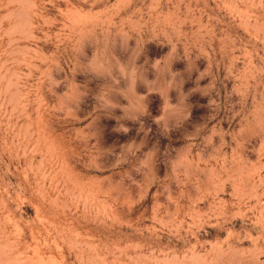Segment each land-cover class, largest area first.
I'll return each instance as SVG.
<instances>
[{"label":"rangeland","instance_id":"374dc122","mask_svg":"<svg viewBox=\"0 0 264 264\" xmlns=\"http://www.w3.org/2000/svg\"><path fill=\"white\" fill-rule=\"evenodd\" d=\"M0 264H264V0H0Z\"/></svg>","mask_w":264,"mask_h":264},{"label":"clouds","instance_id":"9594fccd","mask_svg":"<svg viewBox=\"0 0 264 264\" xmlns=\"http://www.w3.org/2000/svg\"><path fill=\"white\" fill-rule=\"evenodd\" d=\"M8 34L11 36H17L19 35L20 37H23L27 34L26 29L19 24L18 22H16L15 24H13V26L9 29Z\"/></svg>","mask_w":264,"mask_h":264},{"label":"bare ground","instance_id":"6f19581e","mask_svg":"<svg viewBox=\"0 0 264 264\" xmlns=\"http://www.w3.org/2000/svg\"><path fill=\"white\" fill-rule=\"evenodd\" d=\"M263 194V193H262ZM256 197V196H255Z\"/></svg>","mask_w":264,"mask_h":264}]
</instances>
